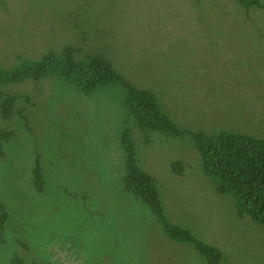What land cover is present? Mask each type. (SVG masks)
Returning a JSON list of instances; mask_svg holds the SVG:
<instances>
[{
  "label": "rangeland",
  "instance_id": "1",
  "mask_svg": "<svg viewBox=\"0 0 264 264\" xmlns=\"http://www.w3.org/2000/svg\"><path fill=\"white\" fill-rule=\"evenodd\" d=\"M58 36H72L76 49L101 54L129 84L151 90L184 134L139 128L117 82L84 93L48 73L1 87L31 101L26 119L14 115L21 103L7 118L0 109V127L14 133L0 144V202L9 213L1 264L12 252L17 264H206L125 190L130 153L155 178L164 219L219 248L220 264H264V227L216 190L187 133L264 138V7L0 0V64L58 52ZM175 160L185 165L182 175L171 172Z\"/></svg>",
  "mask_w": 264,
  "mask_h": 264
},
{
  "label": "trees",
  "instance_id": "2",
  "mask_svg": "<svg viewBox=\"0 0 264 264\" xmlns=\"http://www.w3.org/2000/svg\"><path fill=\"white\" fill-rule=\"evenodd\" d=\"M236 1L245 8L264 7L258 0ZM57 38H63L58 52L50 48L38 60L25 58L21 61V58L20 61L9 66L0 64V109L5 118L14 114L13 103H21L22 108L14 115L19 114L26 119L23 110L31 101L26 94L11 95L4 92L1 87L29 78L37 80L48 73H56L61 80L73 84L76 89L84 93L108 83H120L124 90L122 103L128 114L134 116V123L139 128L162 131L170 137H180L184 134L183 127L169 119L151 90L129 84L101 54L89 55L87 51L81 52L80 49H76L71 43L72 36ZM79 55L82 58H79ZM187 133L201 157L203 171L214 182L216 190L227 193L233 198L235 209L240 216L247 215L251 221L264 227V138L231 131L206 134L189 129ZM13 135L12 131L0 127V144ZM184 169L182 160L172 161V173L182 175ZM37 176L41 180L38 171ZM123 186L127 192L143 199L152 208L163 221L164 229L170 239L191 243L204 257L206 264H220L224 256L219 248L199 240L189 230L163 218L155 178L136 164L131 153ZM8 218L9 213L5 205L0 202V243L5 241L4 231ZM17 258L20 261L19 256L12 252L8 264H17Z\"/></svg>",
  "mask_w": 264,
  "mask_h": 264
}]
</instances>
